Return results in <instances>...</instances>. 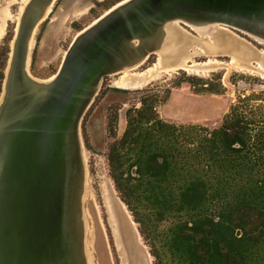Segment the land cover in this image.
I'll use <instances>...</instances> for the list:
<instances>
[{
  "label": "water",
  "instance_id": "1",
  "mask_svg": "<svg viewBox=\"0 0 264 264\" xmlns=\"http://www.w3.org/2000/svg\"><path fill=\"white\" fill-rule=\"evenodd\" d=\"M50 1L26 5L1 85L0 264H87L81 122L104 76L153 55L164 23L225 24L264 42V0H127L75 36L54 78L38 83L27 41Z\"/></svg>",
  "mask_w": 264,
  "mask_h": 264
},
{
  "label": "rangeland",
  "instance_id": "2",
  "mask_svg": "<svg viewBox=\"0 0 264 264\" xmlns=\"http://www.w3.org/2000/svg\"><path fill=\"white\" fill-rule=\"evenodd\" d=\"M26 1L0 0V67L5 60L4 48H10L24 7L29 3ZM120 1L56 0L31 37V76L39 82L43 79L49 81L50 77L52 80L76 33L91 26L94 19ZM171 26L172 29L169 28L163 37L166 45L174 49L173 31L185 37L181 43L184 45H180L176 52L170 51L166 57L157 51L140 67L127 68L128 74L141 79L136 86L125 87L117 83L123 79L125 69L104 76L93 103L83 116L81 136L85 147L86 183L81 202L88 264H177L158 240L165 236L172 220L158 222L150 227L147 236L143 234L136 216L123 202L115 186L107 158L110 145L125 130L126 111L139 107L143 95H157L155 106L158 116L176 125L194 124L212 130L220 127L235 106L246 117L264 120V44L225 25L196 29L173 22ZM221 37L231 39L238 50L244 49L246 54L228 52L231 45L227 41L220 45L218 39ZM160 55L162 65L158 60ZM208 61L212 62L208 69L196 72L191 68L194 64ZM174 62L181 63L175 66ZM138 210L139 215L149 221L142 207ZM181 218L178 216L175 220ZM240 233L236 231L238 236ZM154 244L160 253L159 259L152 254ZM262 253L258 264H264V240Z\"/></svg>",
  "mask_w": 264,
  "mask_h": 264
},
{
  "label": "trees",
  "instance_id": "3",
  "mask_svg": "<svg viewBox=\"0 0 264 264\" xmlns=\"http://www.w3.org/2000/svg\"><path fill=\"white\" fill-rule=\"evenodd\" d=\"M9 50L4 48L0 93ZM156 100L145 94L139 107L126 111L125 130L107 154L111 177L141 232L147 236L151 226L172 220L164 237L153 232L177 264H258L264 240V120L246 117L235 106L212 130L176 125L158 116ZM178 216L183 219L176 221Z\"/></svg>",
  "mask_w": 264,
  "mask_h": 264
},
{
  "label": "bare ground",
  "instance_id": "4",
  "mask_svg": "<svg viewBox=\"0 0 264 264\" xmlns=\"http://www.w3.org/2000/svg\"><path fill=\"white\" fill-rule=\"evenodd\" d=\"M26 1V0H25ZM56 0H51L48 4H47V6H46V8H45V10H44V13H43V15H42V17H41V19H40V21H39V23H42L45 19H46V17H47V15L49 14V13H47V11H48V8H50L51 7V5H53L54 4V2H55ZM125 1H127V0H122V1H120L119 3H117V4H115V5H113L112 7H110V9H108L104 14H106L108 11H110L111 9H113L114 7H116L117 5H119V4H121V3H123V2H125ZM27 3L28 2H30V0L29 1H26ZM26 4V3H25ZM24 4V5H25ZM27 5V4H26ZM26 7V6H25ZM25 7H24V9H25ZM22 8V7H21ZM23 11V10H22ZM24 12V11H23ZM47 13V14H46ZM44 15L46 16V17H44ZM103 16V15H102ZM101 17V16H100ZM98 19L99 18H97V19H94V21L92 22L93 24L96 22V21H98ZM4 21V20H3ZM19 22H20V20H19ZM19 22H18V25H19ZM173 22H180V24L181 25H183V26H185L186 24L187 25H191L192 27H194V28H196V29H201V28H207L208 29V27H210V26H213V25H225V24H218V23H215V24H201V25H193V24H188V23H183L182 21H180V20H178V19H176V20H172V21H169V22H166V23H164L163 24V26H162V29H161V32H160V34H159V36L157 37V39H156V41H155V43H154V45H155V47H154V52H153V54H155L156 55V52L157 51H159L161 54H163L162 56L163 57H166V54H168L170 51L171 52H176V49L180 46V45H184V44H181L182 43V41H183V39L185 38H183L181 35H179V33L177 32V33H175L174 31L172 32V41H173V46L172 47H174V49L172 50V48L170 47V46H167V45H169V44H167L166 45V43L164 42V36L165 35H167L168 34V31H169V28L170 29H172V26L170 27V25L171 24H173ZM91 23V24H92ZM90 24V25H91ZM176 24V23H175ZM18 25H17V29H18ZM177 25H179L178 23H177ZM39 26V25H38ZM38 26H36L34 29H33V31H32V33H31V36H30V38L28 39V41H27V49H28V51H27V59H26V66H28V62H29V47L31 46V44L33 43V39H31V37H32V34H33V32L36 30V28L38 27ZM180 26V25H179ZM225 26H227V27H229L230 28V26H228V25H225ZM87 27H89V25L88 26H86L84 29H87ZM221 27V26H220ZM176 28V27H175ZM17 29H16V31H15V34H16V32H17ZM83 29V30H84ZM231 29H233V28H231ZM83 30H81V31H78V33H81ZM184 30V29H183ZM227 31H228V29H226ZM186 32V31H185ZM211 32V31H210ZM209 32V33H210ZM226 32V31H225ZM78 33H76V36L78 35ZM180 33H182V32H180ZM184 33V32H183ZM228 33V32H227ZM229 33H230V31H229ZM15 34H14V36H13V39H14V37H15ZM231 34V33H230ZM232 35H234V33L232 34ZM209 36V35H208ZM228 36H230V35H227V37ZM234 36H237L236 34L234 35ZM233 36V37H234ZM226 37V36H225ZM224 37V38H225ZM226 37V38H227ZM13 39H12V41H11V45H13ZM230 39V38H229ZM241 39V38H240ZM255 39V38H254ZM219 41V44L220 45H225V42L227 41V42H229L228 44L229 45H231L230 46V49H231V51H228V52H230V53H232V54H246V50H244L243 49V51L242 50H238V47L236 46V45H234L233 44V41H231V39L230 40H228V39H223V37H221V38H219L218 39ZM234 40V39H233ZM257 42H259V43H263L264 44V42L263 41H261V40H258V39H255ZM185 41V40H184ZM189 42L191 41V40H188ZM238 42V41H237ZM246 42V41H245ZM185 43V42H184ZM238 44V43H237ZM247 44H248V42H247ZM250 44V43H249ZM176 45V46H175ZM198 47V46H197ZM229 47V46H228ZM250 47V46H249ZM184 48V47H183ZM179 49V48H178ZM182 50V49H181ZM253 50V49H252ZM264 50V49H263ZM262 50V51H263ZM158 53V52H157ZM254 53H256V52H254L253 51V54ZM260 53H262V52H260ZM257 54V53H256ZM169 55V54H168ZM247 55H249V54H247ZM259 55V54H258ZM151 56V55H150ZM149 56V57H150ZM162 56L160 55L159 57H158V60H159V63L162 65ZM147 55H144L143 57H140V58H138V59H130V61H132L130 64H126L124 67H122L121 69H119V70H117V71H115V72H112V73H110L109 75H111V74H114V73H118V72H120V71H122L123 69H125L124 71H125V74L123 75V79L122 80H124V82L122 81V80H120V81H118L117 83L118 84H121L122 86H125V87H129V86H132L133 87V85H138L139 84V82H141V79L140 78H136V77H134V75H130V74H128L129 72V70H126L127 68L128 69H134V68H138V67H140L144 62H145V60H147L148 58H149ZM170 57H171V55H170ZM183 57V56H182ZM246 57V56H245ZM9 58V57H8ZM142 58H143V60H142ZM247 58V57H246ZM259 58H260V56H259ZM259 58H258V60H259ZM183 59V58H182ZM248 59V58H247ZM255 59V58H254ZM142 60V61H141ZM233 60V59H232ZM257 60V59H256ZM139 63H138V62ZM250 61H251V59H250ZM264 61V60H263ZM136 62H137V64H136ZM235 62H237V61H235ZM249 62V61H248ZM262 62V61H261ZM158 63V64H159ZM180 63L181 62H174V64H175V66H177V65H180ZM263 63V62H262ZM212 64V62H210V61H208V62H204L203 64H194L193 66H191V68H193V69H195V71L197 72V71H199V70H205V69H208L210 66H212L211 65ZM237 64V63H236ZM260 65V64H259ZM189 66V65H188ZM263 66V65H262ZM182 67V66H181ZM264 67V66H263ZM185 68V67H184ZM190 68V67H189ZM187 69V68H186ZM7 71H8V60H7V64H6V67H5V70H4V73L6 74L7 73ZM151 71V70H150ZM121 74V73H120ZM136 74H138L139 75V73H136ZM145 74V73H144ZM30 78L31 79H33L34 81H36V82H38V83H48L49 81H51L50 79H51V77H50V79L48 78V80L49 81H45V79H43V81L41 82H39V81H37V80H35L34 79V77H32L31 76V72H30ZM55 76V75H54ZM143 77H145V76H143ZM36 78V77H35ZM54 78V77H53ZM52 78V79H53ZM37 79V78H36ZM39 79V78H38ZM144 79V78H143ZM142 79V80H143ZM45 81V82H44ZM122 81V82H121ZM138 83V84H137ZM4 95H5V88L3 89V90H1V94H0V105H1V103H2V101H3V99H4ZM81 158H82V163H83V173H84V185H83V192H82V194H81V198L80 199H82V196H83V194H84V192H85V183H86V179H85V167H86V162H85V147H84V144H82L81 145ZM81 204H82V202H81ZM80 218H81V221H82V223H83V248H84V255H85V258H86V262H87V257H86V250H85V245H84V237H85V232H86V226H85V221H84V216H83V211H82V208H81V215H80ZM87 264H88V262H87ZM91 264V263H90Z\"/></svg>",
  "mask_w": 264,
  "mask_h": 264
}]
</instances>
